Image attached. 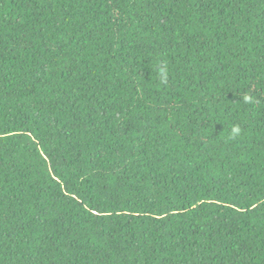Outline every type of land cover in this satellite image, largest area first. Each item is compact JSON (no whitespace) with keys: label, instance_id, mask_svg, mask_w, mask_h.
<instances>
[{"label":"trees","instance_id":"16d2710c","mask_svg":"<svg viewBox=\"0 0 264 264\" xmlns=\"http://www.w3.org/2000/svg\"><path fill=\"white\" fill-rule=\"evenodd\" d=\"M0 264H264V0H0Z\"/></svg>","mask_w":264,"mask_h":264},{"label":"clouds","instance_id":"9594fccd","mask_svg":"<svg viewBox=\"0 0 264 264\" xmlns=\"http://www.w3.org/2000/svg\"><path fill=\"white\" fill-rule=\"evenodd\" d=\"M239 132H240L239 127H234V128L232 129V133H233V135L239 134Z\"/></svg>","mask_w":264,"mask_h":264}]
</instances>
